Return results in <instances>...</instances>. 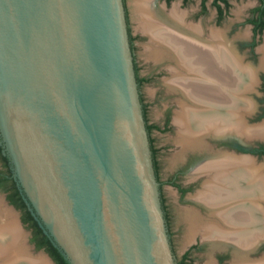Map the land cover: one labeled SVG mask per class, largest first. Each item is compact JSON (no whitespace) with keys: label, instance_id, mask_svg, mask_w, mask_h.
Listing matches in <instances>:
<instances>
[{"label":"water","instance_id":"95a60500","mask_svg":"<svg viewBox=\"0 0 264 264\" xmlns=\"http://www.w3.org/2000/svg\"><path fill=\"white\" fill-rule=\"evenodd\" d=\"M0 141L69 264H177L125 0H0Z\"/></svg>","mask_w":264,"mask_h":264},{"label":"flooded vegetation","instance_id":"af4514ba","mask_svg":"<svg viewBox=\"0 0 264 264\" xmlns=\"http://www.w3.org/2000/svg\"><path fill=\"white\" fill-rule=\"evenodd\" d=\"M163 1L169 6L173 0ZM208 1L201 0L202 15L208 11ZM125 4L136 76L141 89L144 84L158 78V73L156 71L144 73L147 66L140 63L136 45L141 36L134 35L127 0ZM218 4L221 5L220 9L213 0L217 23L220 24L228 18L230 3L227 0V4L222 2ZM259 8L264 9V0H259L258 6L250 11L244 21V25L248 26L249 41L238 45L231 44L237 57L240 56L243 64L254 74L249 91H240L239 100L234 102L242 106L247 104L246 108L240 110L243 113L245 129L239 130L234 123H227L223 128L200 133L196 136L198 144L187 148L180 140L178 125L175 122L181 106H178L177 111L173 107H167L162 118L153 121L150 117V104L141 95L162 207L177 264L192 262L195 255L203 251L204 245L210 248L214 264H233L236 252L240 250L246 253V261L249 263L264 258V235L247 247H240L233 239L224 236L219 239V242L224 241L218 246L214 244L215 239L211 237L204 239L207 237L203 228L198 232L201 234L197 233L192 238V240L196 238L195 243L179 258L174 248L171 226L172 213L176 212H180L182 216V213L191 211L199 215L203 222L217 220L224 227L226 211L248 209L250 217L247 225L264 227V191L262 192L259 186L261 185L259 178H264V67L261 66L262 60H257L261 55L260 47L264 45V14L256 11ZM246 53L250 56L249 60H246ZM169 74L172 79L171 69ZM239 79L238 82L242 77ZM178 94L184 100L182 94L180 92ZM0 197L2 205L17 214L23 229L27 230L29 238L26 244L31 246L34 252H43L53 260L49 253V245L44 243V237L47 235L26 201L1 141ZM217 211L221 219L212 215ZM243 218L246 216L243 215ZM233 231L237 232L236 229ZM28 248L32 251L30 247Z\"/></svg>","mask_w":264,"mask_h":264},{"label":"bare ground","instance_id":"6f19581e","mask_svg":"<svg viewBox=\"0 0 264 264\" xmlns=\"http://www.w3.org/2000/svg\"><path fill=\"white\" fill-rule=\"evenodd\" d=\"M151 6L152 0H134L140 29L151 39L145 46V57L174 63L171 69L173 83L171 81L169 87L184 97L180 102L181 110L175 117L184 146H196V136L200 133L223 128L227 123H234L239 130L245 129L240 110L247 104L242 106L234 102L239 100L240 91H249L254 74L240 56L237 57L230 41H226L225 33L212 32L206 39L200 27L185 24V17L177 9L168 14L171 16L169 22L164 17L161 19L159 11L156 12L160 16L153 12ZM259 52L264 67V45ZM259 183L263 192L264 178H259ZM212 215L221 219L218 211ZM225 216L223 227L217 220L203 222L196 213L184 212L188 224L187 241L190 242L202 228L205 237L215 239L214 244L218 246L224 241L219 242V239L224 236L233 239L240 247H247L264 235V227L247 225L248 209L226 211ZM24 239L25 234L17 225L15 214L0 202V264H48L41 256L31 254ZM234 259L233 264H264V258L255 263L247 262L246 253L241 250L236 252ZM208 264L213 262L210 260Z\"/></svg>","mask_w":264,"mask_h":264},{"label":"rangeland","instance_id":"374dc122","mask_svg":"<svg viewBox=\"0 0 264 264\" xmlns=\"http://www.w3.org/2000/svg\"><path fill=\"white\" fill-rule=\"evenodd\" d=\"M230 9L228 11V18L222 21L220 24L217 23V13L216 9L213 7V0H209L207 2L208 11L206 14L202 15L201 12V0H191L189 2H184L182 0H173L169 6H166L163 0H152L151 8L154 9L153 12L159 11L157 13L161 19L166 18L169 22L171 21L169 15L174 9H177L178 12L185 18V24L188 25H196L200 27L203 31L204 38L209 39L212 32H222L225 33V37L228 39L226 41H230V44L234 43L236 45L240 43H245L249 38L248 26L244 25L247 16L250 11L258 6L259 0H229ZM127 6L130 14V21L134 35L141 38L136 41L137 45V55L139 57V61L145 67L144 73H150L156 71L158 78H155L149 84H144L140 89V95H143L145 100L150 104V117L153 121H158L164 115L167 107H173L175 111L178 110V106L182 101V97L178 94L177 91L172 90L169 86L171 84L172 79L169 74L170 69H172L173 63L169 61L158 62L153 59H148L145 54V46L150 42V37L146 35L139 26V15L137 14L134 8V0H127ZM169 14V15H168ZM163 19V20H164ZM264 44V43H263ZM262 46V45H261ZM243 53V52H242ZM245 53V52H244ZM246 55V60L250 59L248 53ZM261 59V55L257 58ZM171 63V64H170ZM173 64V65H172ZM170 68V69H169ZM143 73V72H142ZM173 75V74H172ZM173 78V77H172ZM170 79V80H169ZM173 83V81H172ZM251 86V85H250ZM250 89V87H249ZM248 89V90H249ZM177 109V110H176ZM181 110V109H180ZM179 110V111H180ZM175 135H172L174 137ZM155 137H159L155 135ZM2 200V198L0 197ZM15 214V213H14ZM17 215V214H16ZM15 215V216H16ZM172 230H173V242L174 248L176 251V255L181 258L183 254L191 247L194 240L190 242L187 241V232H188V224L185 221L184 213H172ZM17 220V217H16ZM18 223V221H17ZM20 227V226H19ZM21 228V227H20ZM22 230V228H21ZM23 231V230H22ZM23 233L25 234L24 242L28 243V232L24 229ZM201 234V233H198ZM208 239V238H204ZM28 245V244H26ZM31 248V246L28 245ZM198 255H195L194 260L192 262H187L186 264H208L210 260L214 264V260L211 257V251L209 247L203 246ZM31 254L35 257L44 258L48 264L47 258L39 253H36L31 248ZM175 255V254H174ZM176 257V256H175ZM176 259V258H175Z\"/></svg>","mask_w":264,"mask_h":264},{"label":"trees","instance_id":"16d2710c","mask_svg":"<svg viewBox=\"0 0 264 264\" xmlns=\"http://www.w3.org/2000/svg\"><path fill=\"white\" fill-rule=\"evenodd\" d=\"M219 2L227 4V0H215V5L220 9ZM256 11H260L262 14H264V9H256ZM43 236V235H42ZM44 243H47L49 245V253L52 256L54 262L56 264H69L68 261L63 257V255L60 253V251L51 243L49 237H44Z\"/></svg>","mask_w":264,"mask_h":264}]
</instances>
